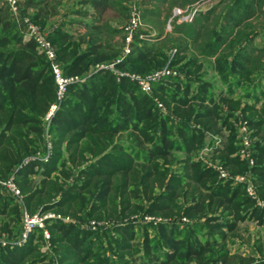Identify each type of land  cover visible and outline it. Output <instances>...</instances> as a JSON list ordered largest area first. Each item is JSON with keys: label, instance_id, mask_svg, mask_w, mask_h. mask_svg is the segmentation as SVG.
<instances>
[{"label": "trees", "instance_id": "16d2710c", "mask_svg": "<svg viewBox=\"0 0 264 264\" xmlns=\"http://www.w3.org/2000/svg\"><path fill=\"white\" fill-rule=\"evenodd\" d=\"M133 1H21L23 14L32 15L44 28L61 16V27L48 37L65 75L85 78L70 85L52 116L48 138L46 116L57 101L51 64L35 40L24 37L9 5L0 0V179L14 177L32 215L54 211L76 220L47 219L48 239L36 227L25 242L13 243L10 237L23 232L22 211L15 196L7 201L0 194V264H140L142 256L148 264H264L258 262L264 258L261 239L254 242L256 252L250 256L231 252L227 245L217 256H207L213 253L210 240L195 246L188 240L182 257L179 250H167L163 257L149 235L150 224L137 222L155 216L161 229H169L183 216L203 218L208 233L219 231L223 242L230 234L236 237L239 223L246 219L264 224V208L243 183L233 186V180L221 178L214 167L196 158L210 139L207 132L220 137L229 126L226 143L221 138L211 141H221L214 156L233 176L249 173L264 201V47H254V34L247 32L249 22L264 13V0H224L221 9L222 4L200 12L191 22H175L170 33L164 21L174 2L158 0L159 7H144L142 16L159 23L158 36L139 44L140 35L149 33L136 34L130 53L116 67L147 74L180 65L187 71L174 87L156 83V95L111 70L88 72L95 64L97 69L123 56L127 34L122 24L130 20ZM68 2L74 8L62 14L61 6ZM168 2L170 8H163ZM113 12L123 17L110 16ZM74 23L85 32L76 35L65 29ZM212 58L223 72L220 98L201 71ZM244 83L245 94H237ZM155 97L170 111L161 110ZM254 110H260L258 116L250 114ZM239 112L256 139L253 166L237 154L241 140L234 145ZM48 139L52 150L44 161L40 157ZM9 201L17 207L10 208ZM88 220L109 224L95 231L81 224ZM141 225L143 233L138 234ZM195 228V223L189 226L191 232ZM171 239L180 243V238ZM38 241H49L56 256L43 253Z\"/></svg>", "mask_w": 264, "mask_h": 264}, {"label": "rangeland", "instance_id": "374dc122", "mask_svg": "<svg viewBox=\"0 0 264 264\" xmlns=\"http://www.w3.org/2000/svg\"><path fill=\"white\" fill-rule=\"evenodd\" d=\"M21 1L23 2L25 0H21ZM157 1L158 0H134L133 2H130L131 4L129 3L132 6L130 9V13L134 10V8H137L142 12V9L144 7H147V8L159 7L158 6L159 3ZM169 1L174 2L172 4L171 9H170V12H171L170 17L164 21L165 22L164 30L166 32H169V33L172 32L175 22L176 23L191 22L194 20L195 16H197L200 12H207L208 10L214 8L215 6L221 5V4L222 5H221L220 9L225 6L222 3L224 0H169ZM162 6L165 9L170 8L169 2L167 4L163 3ZM71 8H74V6H72V4H70L68 2L65 5H62L60 10H62V12H63L62 14H65L66 10H70ZM31 10H33V9H31ZM21 14H22V16H27L32 20V17H31L32 15H29V14L25 15V14H23V12H21ZM128 14L129 13L127 11V17H128ZM113 15L115 18L121 19V16L123 17V15L122 14L120 15L119 12H115V14H114V12L110 13V16H113ZM71 18H77V17L71 16ZM14 20L16 21L18 26L23 30L25 27L23 20L21 22H19L16 18H14ZM53 20L56 21L55 24L49 25L46 28L42 27L40 25V23L38 24V23L34 22L33 20L32 21L34 23H36L37 25H39L41 27L42 31L49 36V34L51 32H53L56 28H58L60 26V22L62 21V18L60 15L59 16L56 15L55 17L52 18V21ZM142 20H143V23L141 25V28H139L138 30H136L134 32L132 42H134L136 40L135 39L136 34H140V32H145V31H147L149 34H141L139 39L136 40V42H138L139 44L143 43L144 41L154 42V40L156 39V36H158V28H157L156 24H159V23H157L156 21H152V18L149 16L145 17V18L142 16ZM249 24H250V27L248 28L247 32L251 31L254 34V37H253L254 47H257V48L258 47H264V13L257 15L254 19L251 20V22H249ZM124 25L127 26L128 23L126 24V22H125L122 24V26H124ZM65 29L72 31L76 35L80 32L81 33L85 32L84 27H81V26H79V24H75V23L72 26L66 25ZM24 37H25V35H24ZM249 37H252V34ZM125 45H127V42L125 43ZM125 48H126V46H125ZM129 48L131 49V46ZM124 52H125V49H124ZM174 53L170 54L171 59L174 58V57L172 58ZM207 60L211 63H209V65H207L206 67L201 69L203 74H204V72L207 73L205 76L206 77L205 79L210 80L212 83H214L217 90L219 88L222 89L223 88V84L221 83L223 81L222 70H219L217 68V62H216L215 58L207 59ZM180 67H181L180 65L179 66H169V70H171L172 74L165 76L162 80H157V81L153 82L152 89H151L149 94H151V95L157 94V91L155 89L156 83L158 84V83L164 82L167 85H170L173 87L176 86V83H177L176 80H179L181 78V76L185 77L187 75V71L182 70ZM163 68H161L160 70H162ZM97 69H96V64H95L94 66H91V68L89 69L88 72H89V74H91L92 72H95ZM160 70L158 69L157 71H160ZM155 71L147 73V74H142L141 72H137L136 69H134L132 71L131 70L128 71L125 69L119 70V72L129 73L130 75H141V76L144 75L145 77L153 74ZM72 76H76V75H69V77H72ZM178 82L182 83L183 81L179 80ZM245 87H246V83H244V85H240V88L238 89L237 94H239V95L245 94ZM155 99H158V97H155ZM164 105H165L166 111H170L168 106L166 104H164ZM259 111L260 110H258V111L254 110V112L251 111L250 114L252 116H258ZM238 114L240 115L239 116L240 120H239V123L237 124L238 136H237V141L234 142L235 147L239 146V143H240V126H241L240 122H241V119H242V122L247 121L246 119H243L242 113L239 112ZM46 127L49 128L47 121L45 122V128ZM48 130H47V135L49 138V137H51V135L49 134ZM230 130L231 129L228 126L227 129L224 130V133L222 136H220V137L219 136H217V137L212 136V137H209L210 139L207 138L208 139L207 144H210L213 139L215 140L217 138H221V140H224V142L226 143L228 141V139L226 137H228L230 135V132H231ZM208 134H210V133L208 132ZM225 135H226V137H224ZM254 140H256V139H254ZM48 141H49V139H48ZM219 143H221V141H219ZM219 143H218V145H219ZM222 143H223V141H222ZM179 154H182V153H179ZM196 154H197L196 158L203 159L204 162L206 161L207 164L214 167L215 169H216V167L222 165L221 164L222 163L221 158L220 157L215 158L213 152H209L206 154L201 149L199 152H196ZM245 174L248 175V173H245ZM235 175H240V174H235ZM39 179H40L39 176L36 177V180H39ZM1 181H3V180L0 179V194H2L3 198H6L8 201V198H11L10 196H12L13 193L9 190V188H7L5 185H3ZM232 184H234L233 186H236L237 184H239V182H233ZM17 200L15 199V201L17 202L18 206L20 207V209L22 211V217H23V212L25 211V209L27 210V208L24 205V201H20L18 198H17ZM15 201H13V202L9 201V204H11L10 208H13V207L16 208L17 207ZM2 202H6V200L2 199ZM28 213L33 217L36 215L46 216V215L55 214L56 217H51V218L48 217L45 220L58 217V218H62V220H65V221L76 222V220H73L69 216L56 214L54 211L43 213L41 210H39L34 215H32L29 211H28ZM220 214L225 218L231 219L228 215H224L223 212H220ZM9 216H12V213H10ZM143 219H144V221H146V223L150 224L149 225V235L153 239L154 243L157 244L156 246L159 247L160 252H162V251L164 252V253H162L163 257H165V254H166L165 252H167V250H168V252L169 251L173 252V251L179 250V257H182L186 252V244L189 241H191L193 243V246H195L199 243V241H206V240H210L209 245H208V249L213 251V253L208 252L207 256H211L212 254H214L213 256H217L218 254H220L223 251L224 246H226V245H227V250H230L231 252H237V253L242 254L243 256H250V255H255V252H256L254 242L258 239L264 240V224H262V225L258 224V222L256 220H252V219H246L245 221L240 222L238 225L239 230L236 233V237H232L233 234H230L229 238L225 242L221 241L222 238L218 234L219 231H216L215 233H212L211 235L208 233L207 229H208L209 225H206L205 219H203V218H197V217L189 218V217L183 216V217L177 219L178 221L176 223L179 224L178 226H176L175 228L169 227V229H161L158 226L159 221L155 216H149L148 215V216L143 217V218L139 217L137 219V222L144 223ZM22 220H23V218H22ZM222 221H223V218H222ZM92 222H95V225H93ZM171 223H174V222H171ZM194 223H195L196 228L194 229V232H191L189 229V226L194 224ZM81 224L85 228H89V229L96 231V230H102L104 227H108L109 223H102V222H97L95 220H88V221L81 222ZM23 226H24V224H23ZM41 229H43V231H44V229L49 231V228L46 225V222H44V227ZM136 230H137L138 234L143 233V226L141 225V226L137 227ZM172 230H174V233L171 234ZM21 235L18 237L12 236V237H10V239L12 241H15L13 243H19L20 238H22ZM171 238H180V243L174 242L175 239H171ZM159 239H163L165 244L160 246L159 241H158ZM101 240L103 241V243L106 246L107 243L105 241V238H103L101 236ZM38 242H40V244L43 245L42 246V252L43 253L48 254V255L50 254V255H52V257L56 256L54 251H53V247L49 241L48 242L45 241V243H43L42 241H38ZM256 256H258V255H256ZM139 261H140L139 262L140 264H148L147 258H145L143 256H142V259ZM258 262L259 263L264 262V258H261ZM117 264H122V262H119Z\"/></svg>", "mask_w": 264, "mask_h": 264}, {"label": "built area", "instance_id": "2783aa9c", "mask_svg": "<svg viewBox=\"0 0 264 264\" xmlns=\"http://www.w3.org/2000/svg\"><path fill=\"white\" fill-rule=\"evenodd\" d=\"M10 7L12 16L16 18L19 22L23 20L25 27L22 30L23 34L25 35L26 39H34L38 49L45 55L47 60L51 64V68L54 74V78L56 81L57 85V101L52 105L49 113L46 116V121L48 122V126L51 122L52 116L54 115V112L58 109L60 102L65 98L69 87L71 84L76 83V82H83L85 78H81L80 76H72L69 77L65 75L64 69H63V64L62 61L58 57L57 53V48L53 44V42L50 40L47 34H45L41 27L34 23L29 17L27 16H22L21 14V0H4ZM143 23L142 20V14L141 11L137 8H134V10L131 12L130 20L128 22V25L125 27L126 30V48L125 52L122 57L118 58L117 60L110 62V63H103L98 66L97 70L100 69H107L111 70L114 72L117 77L121 76H127L131 80L137 82L141 89L146 92L150 93L152 89V84L153 82L157 80H162L165 76H168L172 74L171 70H169V66H165L162 70L160 71H155L153 74L144 76V75H130L129 73L125 72H119L120 69L116 67V64H118L128 53H130V44L132 42L133 34L136 30L141 28V25ZM96 70V71H97ZM182 77V76H181ZM158 106L161 110H166L165 105L162 101L159 99H156ZM241 126H240V140H241V149L238 151L237 154L242 159H247L249 160L250 166H253L255 164V159L251 156V148L254 143V138L252 137V130L247 123V121H243L241 119ZM49 128H47L48 130ZM218 141V140H217ZM216 144H210L206 145L202 150L206 154L209 152H213L215 149V146L219 143V141ZM52 150V144L50 140L47 143V150L46 152L40 157V159L47 161ZM35 159V158H32ZM217 171L219 172V175L221 178L225 180H233V182H239L243 183L245 185V189L247 194L254 200L257 201V204L264 208V201L259 197V194L257 192V188L255 184L252 181L251 175L248 173L246 174H240V175H231L229 171H227L226 168L223 167V165H220L216 167ZM3 185H5L9 190L13 193V195L18 198L20 201H23V194L21 192V189L19 186L16 184L14 177H10L7 180L1 181ZM24 211V210H23ZM48 217H56L55 214L51 215H46V216H41V215H36V216H31L28 211L25 209L23 212V232H22V238L19 241V244H22L25 242L29 236V234L36 228L44 227V222L45 219ZM186 219V218H185ZM93 225H95V222H92ZM44 234L46 238L50 237L49 231L44 229ZM5 243V242H4Z\"/></svg>", "mask_w": 264, "mask_h": 264}, {"label": "crops", "instance_id": "0c3cea01", "mask_svg": "<svg viewBox=\"0 0 264 264\" xmlns=\"http://www.w3.org/2000/svg\"><path fill=\"white\" fill-rule=\"evenodd\" d=\"M13 19H14V16H13ZM181 79H185V77H181ZM220 92H222V89H218V91H217V98H220V95L221 94H219ZM207 134H208V132H207ZM210 137V134H208V138ZM211 144V143H210ZM210 144H206V145H210Z\"/></svg>", "mask_w": 264, "mask_h": 264}]
</instances>
